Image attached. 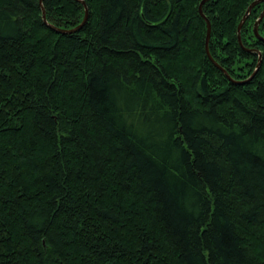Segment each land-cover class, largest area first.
Masks as SVG:
<instances>
[{
  "label": "trees",
  "instance_id": "16d2710c",
  "mask_svg": "<svg viewBox=\"0 0 264 264\" xmlns=\"http://www.w3.org/2000/svg\"><path fill=\"white\" fill-rule=\"evenodd\" d=\"M81 1L0 0V264H264V3L236 85L202 0Z\"/></svg>",
  "mask_w": 264,
  "mask_h": 264
},
{
  "label": "water",
  "instance_id": "95a60500",
  "mask_svg": "<svg viewBox=\"0 0 264 264\" xmlns=\"http://www.w3.org/2000/svg\"><path fill=\"white\" fill-rule=\"evenodd\" d=\"M77 2H79L80 4H82V6L84 7V18H83V21L80 25H78L76 28H73L71 30H57L51 26H48L50 29H52L53 31H55L56 33H60V34H73V33H76V32H79L83 27L84 25L87 23V20H88V8L86 7L85 3L82 2L81 0H75ZM208 1H211V0H202V2L200 3L199 5V14L200 16L205 20L206 22V26H207V35H206V41H205V52H206V55L208 57V59L212 62V64L218 69L220 70L224 75L225 77L230 81L232 82L233 84H236V85H244L246 84L249 80H251L255 74L257 73V71L259 70V67H260V62H261V56L259 55V59H258V63L256 65V68L255 70L253 71V73L251 74V76L244 80V81H236V80H233L229 74L224 70L222 69L213 59L212 57L210 56V53H209V48H208V44H209V39H210V33H211V27H210V22L208 21V19H206L203 15V12H202V7L203 5L208 2ZM261 3H264V0H254L250 5L249 7L247 8L246 10V13L243 17V19L241 20L239 26H238V29H237V39H238V43L240 45V47L242 49L243 46H242V42H241V28L243 26V23L246 21L247 17L249 16L251 10L253 9V7H255L256 5L258 4H261ZM39 5H40V8H41V11H42V20L44 22V24H46V18H45V11L43 9V6H42V0H39ZM264 18V10L261 12L258 20L256 21V23L254 24V28H253V33L255 35V37L260 40L261 42L264 43V38H261L258 34V26L260 24V22L262 21V19ZM245 50V49H244ZM246 51V50H245ZM247 52H251L249 50H247Z\"/></svg>",
  "mask_w": 264,
  "mask_h": 264
}]
</instances>
